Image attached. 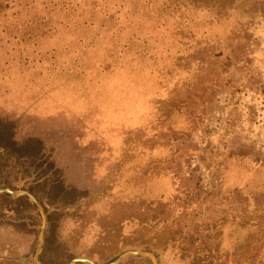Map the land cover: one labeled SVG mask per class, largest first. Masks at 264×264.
I'll use <instances>...</instances> for the list:
<instances>
[{"label": "rangeland", "instance_id": "374dc122", "mask_svg": "<svg viewBox=\"0 0 264 264\" xmlns=\"http://www.w3.org/2000/svg\"><path fill=\"white\" fill-rule=\"evenodd\" d=\"M0 189V264H264V0H0Z\"/></svg>", "mask_w": 264, "mask_h": 264}, {"label": "water", "instance_id": "95a60500", "mask_svg": "<svg viewBox=\"0 0 264 264\" xmlns=\"http://www.w3.org/2000/svg\"><path fill=\"white\" fill-rule=\"evenodd\" d=\"M0 192L1 193H8L10 195H25V196L29 197L34 202V204L38 207L40 213L42 214L43 220H45V216H44V213H43L41 206L38 204V202L35 200V198L32 195H30L29 193H27L25 191H11V190H7V189H0ZM41 242H42V233H40L38 250H39V247L41 245ZM128 255L145 256V257L150 258L153 264H156V260L152 254H150L148 252H142V251H128V252L121 253L119 256H117L113 261L109 262L108 264H117L123 258H125ZM76 262L85 263V264H95L93 261L86 259V258H76V259L71 260L68 264H74ZM34 263L35 264H41L37 260V255H35V257H34Z\"/></svg>", "mask_w": 264, "mask_h": 264}]
</instances>
